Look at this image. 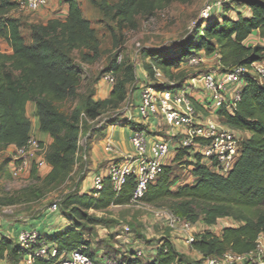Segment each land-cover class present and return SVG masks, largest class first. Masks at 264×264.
I'll list each match as a JSON object with an SVG mask.
<instances>
[{"label": "trees", "instance_id": "1", "mask_svg": "<svg viewBox=\"0 0 264 264\" xmlns=\"http://www.w3.org/2000/svg\"><path fill=\"white\" fill-rule=\"evenodd\" d=\"M189 1L118 0L110 4L103 0L100 8L104 17L115 25L112 37L113 45L117 46V36L124 28L136 29L140 19L147 21L173 2ZM62 2L67 6L66 16L33 25L30 42H27L19 19L9 14L16 10L15 1L0 0V39L11 49L9 53L0 51V150L8 145H22L29 137L31 123L26 115V104L33 101L39 130L47 132L52 138L46 151V162L51 167L47 174L50 181L63 179L74 165L75 155L80 150L81 115L91 121L103 120V126L116 122L128 99L129 85L136 80L133 65L127 57L118 62L117 53L104 68V73L111 72L114 77L108 97L94 100L92 85L87 93H81L82 75L70 52L81 51V61L94 64L100 56L99 40L89 20L83 16L79 0ZM238 2L249 9L248 16L236 11V17L232 18L229 15L232 6L225 5L221 14L196 21L192 39L183 43L176 53L163 55L143 49L142 66L147 76L153 78L155 67L174 81L173 68L181 65L189 54L200 53L201 50L205 55L217 52L222 70L264 61V45L245 44L254 31L264 38V0ZM233 3H236L235 0ZM184 79L173 85L180 86ZM240 96L233 114L225 108L217 111L228 127L249 134L241 139L239 155L229 172L226 175L217 173L202 164L200 156L195 154L188 161L192 167L193 183L172 190L175 182L172 167L166 163L155 181L147 186L141 199L147 204L165 201L170 211L192 224L200 219L210 226L223 217L237 223L236 226L223 227L219 235L207 229L194 234L190 246L202 255L195 261L197 264L210 257H219L227 250L236 253L248 251L257 235L264 233V76L260 82L245 78ZM77 99L80 104L74 105L69 112L60 108ZM184 156L191 155L187 149L179 148L173 159L178 161ZM31 172H35L33 168ZM133 189L134 179L129 177L117 194L105 180L96 195L92 190L90 193L65 195L60 204L69 225L53 234L38 230L42 239L57 247V255L49 259L36 258L32 264H57L62 254L81 245L86 247L85 253L94 259V252L89 249L90 243L83 231L88 224L101 219L88 212L130 204ZM23 254L15 239L0 237V259L7 255L13 264H22ZM103 255L125 264H141L135 255L123 258L111 251H105ZM183 259L185 256L170 239L161 238L155 255L146 264H182Z\"/></svg>", "mask_w": 264, "mask_h": 264}, {"label": "rangeland", "instance_id": "2", "mask_svg": "<svg viewBox=\"0 0 264 264\" xmlns=\"http://www.w3.org/2000/svg\"><path fill=\"white\" fill-rule=\"evenodd\" d=\"M53 1L54 5L52 7L49 8L46 5L39 11L32 13L18 10L10 11V15L19 19L21 32L27 42H30L29 36L33 25L44 24L51 18H64L63 7L65 4L62 0ZM102 1L79 0L83 16L89 20L99 40V59L91 65L83 63L81 61L82 52L77 50H72L70 57L81 72L83 79L81 93L83 94L87 93L88 88L102 78L104 68L113 55L118 53L117 57L120 56V61L127 57L129 63L133 65L136 76V80L129 85L128 99L123 106V108L125 107L124 110L126 107L130 110L134 95L140 89L139 86L144 84L153 85L156 82L147 75L143 80L138 79L143 69L142 50L149 49L163 55L176 53L183 43L192 39L194 23L201 19L200 12L209 3V0L171 3L165 9L157 11L147 21L140 19L136 29L124 28L122 34L117 36V46L113 45L114 39L112 37L115 25L104 17L100 8ZM105 1L110 4L118 2V0ZM238 1L235 0L234 8L239 5ZM231 15H234V13H231ZM245 44L264 45V38H260L257 32H253L245 41ZM0 51L6 53L11 51L8 44L2 39H0ZM206 57L208 63L201 67L192 68L185 66L183 63L178 65L173 68V73L176 76L175 80L172 81L164 76L162 83L166 87H174L173 84L179 82V80L181 81L188 74L215 65L216 60L213 54L206 55ZM148 60L146 59V61ZM79 104V99H77L74 102L69 101L61 105L60 108L65 112H69L74 105L78 106ZM119 118H122V114ZM80 124L79 145L80 148H84L88 145L90 137L104 125V122L103 120L91 121L82 114ZM143 128L145 129V127ZM161 128V131H156L155 134L166 136L168 127L161 124ZM148 134L153 133L149 132ZM240 137L244 138L246 135L242 133ZM13 153V148L8 149L5 147L0 150V237L6 236L16 239L18 229L25 231L37 229L44 233L43 229L54 227L58 218H61L58 222L60 223L63 220L60 201L65 195L81 190L79 185L85 177V172L82 171L84 173L81 174V170L79 172L76 170L73 173H68L59 181H50L47 179V174L43 175L42 172L33 167L35 172L30 171L22 177L15 178L11 175L10 170ZM174 156L175 152H172L165 160L172 167V177L175 181L171 187L172 190L183 184H191L194 179L192 167L188 164V161L192 160L193 157L184 156L180 160L174 161ZM85 179L88 178L85 177ZM54 202L58 203V210L51 212L49 207ZM167 207L165 201L157 204H147L140 201L126 205L110 206L104 211H89L88 213L101 219L100 222L88 224L83 231L85 238L89 240V249L94 252V256L100 255L101 252L111 251V253L119 254L118 257L123 258H129L132 255L137 256L136 251L140 250L141 255L137 256V259L141 264H146L155 255L159 240L161 238H172L171 241L176 249L185 256L182 264H197L195 262L197 261L195 260L197 254L192 250L190 244L185 242V233L165 226L164 221L155 217L154 210ZM196 226L198 227L196 233L206 230L202 223H198ZM220 227L219 224L216 228L214 227L213 233L219 232ZM0 264H13V262L6 255L3 259H0ZM57 264L61 263L58 262Z\"/></svg>", "mask_w": 264, "mask_h": 264}, {"label": "built area", "instance_id": "3", "mask_svg": "<svg viewBox=\"0 0 264 264\" xmlns=\"http://www.w3.org/2000/svg\"><path fill=\"white\" fill-rule=\"evenodd\" d=\"M16 10L32 13L39 11L48 4L49 0H13ZM234 0H209L200 12L201 19H207L211 11L231 5ZM215 65L186 76L180 86L166 87L162 83L163 73L153 67L155 84L143 85L139 93V101L135 105L138 117L144 121L156 120L168 127L167 136L151 139L144 129L136 130L129 138L133 154L118 152L114 146L107 143L106 149L117 158L111 159L106 169L92 178L91 190L96 195L102 189L106 180L117 194L121 191L129 177L134 179V189L130 203L142 201L147 186L153 183L166 164L165 160L179 148H185L191 157L200 156V162L219 174L226 175L232 168L240 152L239 130L228 127L223 123H216L207 115H218L217 111L225 108L233 114L236 104L240 101V92L245 78L261 81L264 76V61L252 62L248 65H237L222 70L218 63L219 55L213 54ZM120 61V56L117 58ZM208 60L203 53L189 54L183 62L188 67H201ZM102 79L110 84L114 83L111 72H106ZM200 90L203 94L200 109L190 95L192 90ZM127 106V105H126ZM125 108V107H124ZM124 112L130 110L126 107ZM133 106H130L132 109ZM11 175L15 178L28 174L33 167H43L46 162L47 147L34 136H29L19 146L14 145ZM51 212L58 210V203L49 207ZM154 215L164 221L165 226L185 233V242L191 244L194 240L193 224L174 214L168 208H157ZM16 243L24 251L22 264H32L36 258L49 259L57 255V247L42 239L37 229L17 232ZM86 247L81 245L67 254L59 257L61 264H125L100 256L94 260L85 253ZM140 256L141 251H136ZM204 264H264V233L257 235L254 245L248 251L236 253L225 251L219 257H210Z\"/></svg>", "mask_w": 264, "mask_h": 264}, {"label": "crops", "instance_id": "4", "mask_svg": "<svg viewBox=\"0 0 264 264\" xmlns=\"http://www.w3.org/2000/svg\"><path fill=\"white\" fill-rule=\"evenodd\" d=\"M50 7H52V5H54V1L53 0H49L48 4ZM230 6H232L231 10H229V15L232 18L236 17V11H239L242 13V15L244 16H248L249 15V9L245 6V5H238L236 8H234V3H232ZM63 12H64V16H66L67 14V6L64 5L63 7ZM234 8V9H233ZM222 10L220 9H216L214 8L211 11V15H219L221 14ZM231 13H234V15H231ZM257 32V31H254ZM253 34V33H252ZM249 38V37H248ZM202 52V50H201ZM143 72V73H142ZM140 78H138L139 80H143V78L147 75L145 70L142 69L141 73H140ZM145 85V84H144ZM143 85H140V89L135 93L134 98H133V105H136V103H138L139 101V93L140 90L142 88ZM112 88V84L104 81L102 78L97 80L96 83H94L92 85V89H93V99L94 100H103L106 97H108L110 91ZM190 95L192 96L196 106L198 109H200V104L202 102V97L203 94L200 90L196 89V90H192L190 91ZM130 109L129 112H122V118H120L119 120L111 124H107L105 126H101V128L96 131L92 137H90V139L88 140V145L87 147L84 148H80V150L76 153L75 155V162L74 165L72 166L70 173L75 172L76 170L79 172L81 170V174L85 172V177H87L88 179H85V177L82 179V183L79 185V188L81 189L80 191H77L78 193L82 194V193H90L91 192V185H92V178L94 175L102 173L106 167L108 166V164L110 163L111 159L113 158H117L118 156L115 155L114 153H112L111 151H108L106 149V145L107 143H110L114 146V148L121 153L124 154H133V148L129 142V138L132 135V133L134 131H136L137 129H144L143 127H145V131L147 133V135L149 136V138L151 139H158V138H163L166 136H161L159 134H155L156 131H161V124L159 121L156 120H152V121H147L144 122L142 121L137 113L135 108ZM36 106L35 103L33 101H29L26 104V115L30 120L31 126H30V132H29V136H34L37 139L41 140L44 145L46 147H48L50 145V143L52 142V138L50 137V135L47 132H42L39 130V122H38V118L36 116ZM207 118L213 120L214 122H218V123H223V118H220L218 115L215 117L214 115H207ZM163 126V124H162ZM165 126V125H164ZM166 128V127H165ZM168 129H166V133H167ZM149 132L153 133V134H148ZM246 137L249 136V134L247 132H243ZM130 147V150H129ZM6 148L10 149V148H14V145H8ZM51 167L50 165L47 163L45 166L38 168L39 172H42L43 175H46L49 173ZM42 170V171H40ZM84 171V172H82ZM87 180V181H85ZM92 211V210H90ZM63 220L59 222V220L61 219H57V223L54 225V227L48 228L46 227L44 230L45 234H53L57 231H61L63 229H65L68 225L69 222L68 220L63 217ZM198 223H202V220H198L196 223L193 224V231L196 233L197 232V224ZM221 225V229L223 227L226 226H236L237 223L235 221H233L231 218L229 217H223V218H219L217 220V223L214 225H210L207 226L204 224V226L206 227L205 229L210 230L211 232H213V228L217 227V225ZM20 229L17 230V232ZM221 231V230H220ZM219 232L215 233L216 235H219ZM16 232V233H17ZM197 234V233H196ZM170 240H173L172 238H170ZM177 244V243H176ZM194 250V249H192ZM179 251V250H178ZM195 254H197V257L195 258V260H199L201 259L202 255L201 253H199L198 251L194 250ZM101 254L103 255V253L101 252ZM100 255L98 256H94L95 260H100ZM119 255V254H117ZM153 257H151L149 260H151ZM148 260V261H149ZM201 264H204V262H202Z\"/></svg>", "mask_w": 264, "mask_h": 264}]
</instances>
